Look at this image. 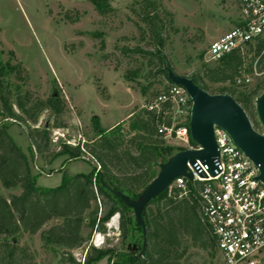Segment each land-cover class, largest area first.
<instances>
[{
	"label": "trees",
	"instance_id": "trees-1",
	"mask_svg": "<svg viewBox=\"0 0 264 264\" xmlns=\"http://www.w3.org/2000/svg\"><path fill=\"white\" fill-rule=\"evenodd\" d=\"M93 2L102 14L112 11L110 0ZM144 2L153 8L155 6L152 0ZM157 7L169 19V30L176 32L177 29L173 28L174 16L161 5ZM164 17L157 10L142 14L150 35L162 49L165 47L162 34L167 29ZM143 34L146 36L147 31L143 30ZM263 52L264 41H260L246 53L234 52L224 56L213 68L205 66L191 77L199 88L212 95L232 96L248 115L254 129L260 128L255 101L264 92V81L247 90L246 85H237V80L245 71L252 72L257 59V70L264 71ZM156 67L159 75L168 82L164 87L167 90L172 85L169 72L179 74L172 66L165 69L160 58ZM12 75L21 81L26 79L21 67L4 61L0 51V187L8 192L7 196L0 193V237L5 238L0 241V264H37L33 255L21 247L17 239L22 235L35 236L48 225L41 238L47 250L58 254L61 264H97L106 258L108 264H183L191 256V250L210 254L218 251L216 238L201 214L200 191L203 183H189L187 196L180 198L178 191L169 194L166 190L152 200L141 213L146 226L145 236L142 226L132 215L133 210L110 191L138 201L158 176V169L174 155L186 150L169 145L158 133L159 127L169 128L174 122L170 103L163 104L159 112L143 107L133 116L129 127L118 125L110 131L98 127L96 136L85 143L70 145L61 142L53 158L65 156L67 160H88L100 167L101 175L95 169L63 175L58 186L43 187L37 184L39 174L33 173L28 154L12 138L8 119L28 129L29 149L44 156L52 151V130L66 128L62 120L65 103L54 94L46 100L32 101L20 84L13 85L9 81ZM126 78L129 82L133 80L128 72ZM207 82L229 84L231 88L209 92ZM151 87L152 83L142 87L144 98ZM148 105L150 103L144 106ZM44 112H48L53 119L52 127H37ZM189 122L188 116L184 123L188 129ZM131 132L134 134L130 135ZM189 146L198 148L191 137ZM115 215L120 218L119 237L123 247L119 250L91 247L83 261H77L72 251L88 244L94 233L107 234L106 224ZM128 247L133 251L127 250Z\"/></svg>",
	"mask_w": 264,
	"mask_h": 264
},
{
	"label": "rangeland",
	"instance_id": "rangeland-1",
	"mask_svg": "<svg viewBox=\"0 0 264 264\" xmlns=\"http://www.w3.org/2000/svg\"><path fill=\"white\" fill-rule=\"evenodd\" d=\"M152 1L154 8L144 0H110L112 11L102 14L93 0H0V51L4 61L19 65L26 78L21 81L12 75L9 81L20 84L32 101L46 100L56 93L65 103L62 120L66 128L52 130V151L44 156L28 151V129L8 119L11 136L28 152L33 173L39 174V186L56 187L61 174L70 176L94 169L88 160L52 155L59 150L61 142L85 143L96 136L99 128L110 131L118 125L129 127L133 116L145 104H152L168 85L156 67L158 58L165 69L172 66L177 74L188 78L205 66L213 68L217 64L207 65L204 55L212 42L236 26L238 0ZM158 5L174 16L176 32L169 30V19ZM155 10L164 17L167 27L162 34L163 49L158 48L142 18L143 12ZM143 30L147 31L146 36ZM256 62L253 67H257ZM126 72L133 78L131 82ZM243 77L249 78L246 89L252 90L264 81V71L247 70ZM149 83L153 87L144 98L142 87ZM206 85L209 92L231 88L229 84L207 82ZM14 110L18 112L15 106ZM181 111L174 116L176 125L187 122L186 108ZM45 125L53 126L48 112L39 117L37 127ZM167 142L185 148L179 140ZM158 170L159 174L161 168ZM0 193L8 195L1 187ZM119 219V215L113 216L106 224L107 234L94 233L88 244L73 250L74 258L83 261L91 247L121 249ZM48 228L49 225L35 236L22 235L17 242L33 255L37 264H61L58 254L47 250L42 241L41 235ZM4 239L0 237V241ZM127 250L133 251L130 247ZM190 253L183 264H224L218 251L210 254L191 250ZM97 264H108V258Z\"/></svg>",
	"mask_w": 264,
	"mask_h": 264
},
{
	"label": "built area",
	"instance_id": "built-area-1",
	"mask_svg": "<svg viewBox=\"0 0 264 264\" xmlns=\"http://www.w3.org/2000/svg\"><path fill=\"white\" fill-rule=\"evenodd\" d=\"M238 9L236 26L207 48L204 55L207 65L234 52L244 54L264 37V0H238ZM254 71H258L256 67ZM249 82L246 77L237 80L238 85ZM189 102L191 99L185 89L172 84L152 104L144 107L159 112L163 104L170 103L174 121V116L183 112L181 108H186L188 116L191 115L192 102L191 105ZM259 126L254 129L252 125L258 134L264 136V127L260 123ZM158 133L165 140H179L186 150L201 149L200 146L190 148V129L183 123L178 126L173 122L169 128L161 126ZM214 136L219 153L215 175L210 174L208 165L197 161L194 166L188 164L187 173L192 174V179L179 177L167 191L169 194L178 191L181 198L189 194V183H203L201 214L216 238L224 264H264V179L260 178V168L235 145L225 130L214 126ZM91 164L101 175L100 167Z\"/></svg>",
	"mask_w": 264,
	"mask_h": 264
},
{
	"label": "water",
	"instance_id": "water-1",
	"mask_svg": "<svg viewBox=\"0 0 264 264\" xmlns=\"http://www.w3.org/2000/svg\"><path fill=\"white\" fill-rule=\"evenodd\" d=\"M169 76L172 84L184 88L191 99L190 135L201 149L184 150L174 155L167 164L161 166L160 173L138 201H133L128 196L110 189L113 195L120 197L133 210L135 220L142 226L144 236L146 226L141 215L142 211L177 178L186 176L192 179V174L187 173L188 164L194 166L199 161L202 165H208L210 174L215 175L219 153L214 126L222 128L230 135L235 145L260 168V178L264 179V136L253 129L241 105L229 94L212 95L202 90L191 78L173 72H169ZM54 96L58 94L55 93ZM255 109L258 122L264 127V93L256 99ZM202 177L205 175L202 174Z\"/></svg>",
	"mask_w": 264,
	"mask_h": 264
},
{
	"label": "crops",
	"instance_id": "crops-1",
	"mask_svg": "<svg viewBox=\"0 0 264 264\" xmlns=\"http://www.w3.org/2000/svg\"><path fill=\"white\" fill-rule=\"evenodd\" d=\"M233 22H234V21H232V26H233ZM231 29H232V28H231ZM231 29H230V30H231ZM215 41H216V40H215ZM9 132H10V130H9ZM12 138H13V137H12ZM14 141H15V140H14ZM19 146H20V145H19ZM29 146H30V143H29ZM29 146H28V147H29ZM20 147H21V146H20ZM28 147H27V149H28V151H29V148H28ZM21 148H22V147H21ZM22 149H23V148H22ZM25 153L28 154V152H26V151H25ZM62 176H63V175L61 174V178H62ZM37 181H38V180H37ZM60 181H61V179H60Z\"/></svg>",
	"mask_w": 264,
	"mask_h": 264
},
{
	"label": "bare ground",
	"instance_id": "bare-ground-1",
	"mask_svg": "<svg viewBox=\"0 0 264 264\" xmlns=\"http://www.w3.org/2000/svg\"><path fill=\"white\" fill-rule=\"evenodd\" d=\"M113 224V223H112Z\"/></svg>",
	"mask_w": 264,
	"mask_h": 264
}]
</instances>
